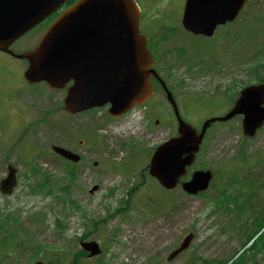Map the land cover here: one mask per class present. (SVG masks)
Wrapping results in <instances>:
<instances>
[{
  "label": "rangeland",
  "instance_id": "rangeland-1",
  "mask_svg": "<svg viewBox=\"0 0 264 264\" xmlns=\"http://www.w3.org/2000/svg\"><path fill=\"white\" fill-rule=\"evenodd\" d=\"M135 1L141 12L140 31L149 38L161 34L157 44L168 49L159 59L158 67L170 85L183 83L175 86V99L179 98L181 118L193 127L199 128L204 119L226 112L238 90L255 83V69L264 75V65H257L264 63V0H250L234 24L221 27L210 39L195 37L181 28L184 0ZM251 10L255 16L249 27L247 14ZM241 28L247 29L239 38ZM40 33V28L25 33L13 42L11 49L16 53L28 50ZM226 42L231 44L230 53L226 51ZM175 45L174 50H169ZM201 52L204 58L201 68L204 72L215 71L204 73L195 66L191 73L187 72L186 65L180 64L182 59L189 61ZM174 61L176 65H171ZM25 64L24 59L0 51V179L9 163L17 168L18 178L11 194L0 192V212L20 214L19 234L35 238L47 247L41 249L39 256L46 251L44 254L53 257L56 252L61 264H68L76 252L75 244L79 248L76 238L92 227L90 220L106 217V223L87 237L100 243L102 253L99 257H82L83 264H194L200 262L196 256L208 264H226L245 248L231 264H264V233L251 247L245 246L251 236L263 230L264 127L255 137L243 142L245 154H257L256 164L251 167L235 155L242 136L241 117L216 122L209 134L207 131L198 162L216 168L218 181L211 183L203 197L189 196L180 186L171 193L146 171L153 146L174 131V126L168 125L173 123V114L159 91L143 109L140 126L132 127L126 134V126L134 125L141 109L112 121L104 112L106 107H102L103 111L94 108L70 116L61 105L64 90L51 91L46 85L26 83L22 76ZM52 144L77 152L81 161L73 165L61 157H53ZM34 166L56 179L58 185L68 183L66 172L78 169L67 191V198L77 207L55 185L49 194L30 188L42 177L40 173H30ZM231 173L237 180L229 184ZM141 178L144 183L134 192L129 212L132 217L115 214L108 218V213L119 206L126 189ZM41 184L44 188L48 186L44 180ZM94 184L97 188L89 192ZM112 186L117 188L109 194ZM232 187L248 193L233 191ZM244 196L249 200L246 207L240 206ZM36 212L42 214L41 220H33ZM114 231L112 241H107L104 236L109 239ZM190 231L196 238L189 250L166 261L167 254ZM9 255L13 258L5 263L4 258ZM28 259L27 249L4 256L0 251V264H27Z\"/></svg>",
  "mask_w": 264,
  "mask_h": 264
},
{
  "label": "water",
  "instance_id": "water-1",
  "mask_svg": "<svg viewBox=\"0 0 264 264\" xmlns=\"http://www.w3.org/2000/svg\"><path fill=\"white\" fill-rule=\"evenodd\" d=\"M63 0H40L41 7L29 6L28 0H0V50L34 26ZM245 0H186L183 27L193 34L211 35L218 23L233 19ZM140 10L134 0H79L54 22L37 46L20 58L28 60L24 72L29 82L46 81L52 89L63 88L73 81L64 98V108L75 113L110 103L109 113L119 116L133 105L145 102L151 94L149 79L156 75L152 56L146 48V36L138 28ZM174 107L178 136L158 145L150 159V174L168 189L175 187L198 151L205 129L215 118L206 120L199 133L178 114ZM240 114L242 130L254 135L264 121V84L244 87L233 108L219 120ZM53 149L66 159L79 156L64 148ZM210 171H195L182 183L188 193L207 187ZM16 183L15 169L9 165L7 176L0 181V190L11 193ZM95 187H93L94 189ZM191 236L167 260L187 248ZM90 256L99 252L96 243H83ZM35 264H43L36 262Z\"/></svg>",
  "mask_w": 264,
  "mask_h": 264
},
{
  "label": "trees",
  "instance_id": "trees-1",
  "mask_svg": "<svg viewBox=\"0 0 264 264\" xmlns=\"http://www.w3.org/2000/svg\"><path fill=\"white\" fill-rule=\"evenodd\" d=\"M257 76H259V75H257ZM259 80L260 81H263L262 78H259ZM68 174H69V178L71 180H73V178L75 177L74 171L68 172ZM42 180H44L48 184V186L46 188H44L42 186V184H41V181ZM41 181L40 182H36V183L30 185V188H32L34 191H37V190H47L48 192H51L52 191V187L51 186L52 185H55L59 190H61L65 194L67 193L68 188H69V185H66V184L65 185H58L57 182H56V179H53L52 176L47 175L45 173L42 174ZM128 195L130 197L131 196V192H129ZM71 202L76 206V204L74 203V201L71 200ZM125 210H126L125 208H122L120 211L121 212H124ZM12 221L13 222H17V224H18V220H17V217L16 216H14V215H12L10 213H7L5 215H2V219L0 220V230L3 233H4V231L5 232H9V233L8 234H5V235L4 234L0 235V241H2V239L7 240V241H10L13 238V233L10 234V231L8 230V226H10V223ZM100 221H105V219H102ZM88 234L89 233H87L86 235H88ZM25 245H27L26 242H21V244L17 248L18 249L23 248ZM40 249H41V245L38 243L34 249L32 248L33 251L31 252L30 257L32 258L34 255H36L39 252ZM82 254L83 253H79L78 255L81 256ZM70 264H76V261L75 262L72 261Z\"/></svg>",
  "mask_w": 264,
  "mask_h": 264
},
{
  "label": "flooded vegetation",
  "instance_id": "flooded-vegetation-1",
  "mask_svg": "<svg viewBox=\"0 0 264 264\" xmlns=\"http://www.w3.org/2000/svg\"><path fill=\"white\" fill-rule=\"evenodd\" d=\"M64 4H66V3H64ZM63 5L60 7V9L63 8ZM44 25H45V20H43L42 22L38 23L35 27L36 28H42V27H44ZM150 46H151L152 50H153V48L155 50V47H156L155 44H150ZM154 50H153V52H155Z\"/></svg>",
  "mask_w": 264,
  "mask_h": 264
}]
</instances>
